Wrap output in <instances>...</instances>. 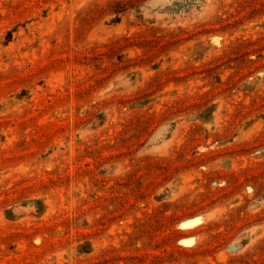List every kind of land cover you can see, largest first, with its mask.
Listing matches in <instances>:
<instances>
[{
  "label": "rangeland",
  "instance_id": "1",
  "mask_svg": "<svg viewBox=\"0 0 264 264\" xmlns=\"http://www.w3.org/2000/svg\"><path fill=\"white\" fill-rule=\"evenodd\" d=\"M0 264H264V0H0Z\"/></svg>",
  "mask_w": 264,
  "mask_h": 264
}]
</instances>
